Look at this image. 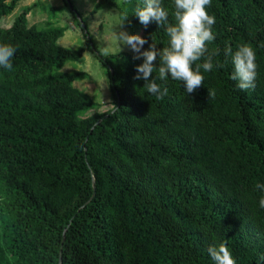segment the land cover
Here are the masks:
<instances>
[{
    "label": "trees",
    "instance_id": "trees-1",
    "mask_svg": "<svg viewBox=\"0 0 264 264\" xmlns=\"http://www.w3.org/2000/svg\"><path fill=\"white\" fill-rule=\"evenodd\" d=\"M18 2L0 0V43L16 48L0 67V264H214L207 249L221 243L236 264H264V0H211L207 47L221 53L191 94L157 80V100L133 79L142 58L100 55L113 104L89 115L99 104L73 84L86 73L61 70L84 48L58 43L64 27L29 24L32 6L5 25ZM142 6L121 0L126 26L140 27L142 50L168 47L165 27L140 24ZM162 6L175 23L174 0ZM225 44L255 50L253 89L231 79Z\"/></svg>",
    "mask_w": 264,
    "mask_h": 264
},
{
    "label": "clouds",
    "instance_id": "clouds-1",
    "mask_svg": "<svg viewBox=\"0 0 264 264\" xmlns=\"http://www.w3.org/2000/svg\"><path fill=\"white\" fill-rule=\"evenodd\" d=\"M211 0H174L175 23L168 22V12L162 6V0H143V6L135 9V15L145 28L155 22L159 27H165L169 37V46L157 49L156 43L149 44L148 49L142 50L148 41L137 34H129L126 30L128 14L123 13L118 23L119 31L116 33L120 51L126 46L132 51L133 60L142 63L135 66L133 79L143 80L147 93L155 96L157 100L168 95V88L162 87L157 80L166 82L169 78L184 83L185 91L193 93L204 82V72L211 71L214 66V57L220 55L219 48L209 51L207 45L215 39L214 25L216 19L209 15L207 7ZM264 47V43L259 45ZM16 48L11 44L0 43V67L12 69V58ZM223 55L230 57L234 68L231 79L237 81L240 90L253 89L257 78L256 52L248 44L240 45L235 51L225 44ZM158 61V67L156 62ZM195 65V67H193ZM222 65L216 64L219 68ZM157 72L158 76L153 77ZM209 92V96H214ZM256 188L264 191V184H257ZM264 207V199L260 200ZM208 254L214 264H236L226 243L210 246Z\"/></svg>",
    "mask_w": 264,
    "mask_h": 264
},
{
    "label": "rangeland",
    "instance_id": "rangeland-1",
    "mask_svg": "<svg viewBox=\"0 0 264 264\" xmlns=\"http://www.w3.org/2000/svg\"><path fill=\"white\" fill-rule=\"evenodd\" d=\"M68 1L65 4L64 0H19L11 15L6 17L5 25H9L22 8L32 6V10L27 14L29 24H35L43 29L48 26L64 27L65 30L58 39V43L73 49L83 47L84 51L79 60L66 61L61 70L85 72L86 76L75 80L73 84L99 104L98 107L89 110L86 115L103 112L112 107L113 94L106 68L102 65L99 55L131 51L126 46H122L120 51L116 36L121 18V0H114L115 4L111 8L101 6L97 10L94 8L98 5V0ZM80 19L83 20L96 51L86 47L87 35L76 23V20ZM133 25L134 27L126 26V30L129 34L139 35L140 27Z\"/></svg>",
    "mask_w": 264,
    "mask_h": 264
},
{
    "label": "water",
    "instance_id": "water-1",
    "mask_svg": "<svg viewBox=\"0 0 264 264\" xmlns=\"http://www.w3.org/2000/svg\"><path fill=\"white\" fill-rule=\"evenodd\" d=\"M79 21H80V24H81V26H82V28H83V31L86 33V32H87V29H86L84 23L82 22L81 19H80ZM87 37H89V36L87 35ZM93 50L96 51V49H95L94 47H93ZM96 53H97V52H96ZM99 58H101L100 55H99ZM111 75H112V71H111ZM100 120H101V119H98L97 123H98ZM92 182H93V189H95L94 181H92ZM63 239H64V235H63ZM61 247H62V244H61ZM59 253L61 254V248H60V252H59ZM60 259H61V257L59 256V264H60Z\"/></svg>",
    "mask_w": 264,
    "mask_h": 264
}]
</instances>
